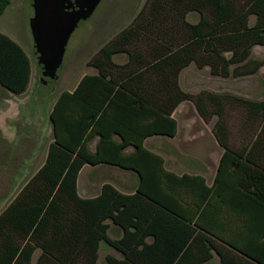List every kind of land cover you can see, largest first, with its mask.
<instances>
[{
    "label": "trees",
    "instance_id": "16d2710c",
    "mask_svg": "<svg viewBox=\"0 0 264 264\" xmlns=\"http://www.w3.org/2000/svg\"><path fill=\"white\" fill-rule=\"evenodd\" d=\"M10 1L0 0V13ZM151 3L89 59L96 73L59 92L47 157L0 212V264H99L102 242L121 253L108 252L107 264H203L213 250L222 264H264V97L191 92L179 82L192 61L222 77L256 73L264 65L253 54L256 44L264 45V0ZM190 11L199 12L196 21L186 18ZM121 52L124 62L115 60ZM31 72L26 49L0 30V84L23 93ZM187 100L206 122L216 116L213 131L224 151L212 185L202 174L168 169L164 156L145 144L150 135L177 134L173 112ZM232 109L244 113L239 144ZM128 145L134 150L126 152ZM100 162L137 171L135 191L105 182L97 195L81 196V168ZM109 219L121 236L109 234Z\"/></svg>",
    "mask_w": 264,
    "mask_h": 264
},
{
    "label": "rangeland",
    "instance_id": "374dc122",
    "mask_svg": "<svg viewBox=\"0 0 264 264\" xmlns=\"http://www.w3.org/2000/svg\"><path fill=\"white\" fill-rule=\"evenodd\" d=\"M151 2L152 0H101L93 14L82 19L73 31L66 47L63 63L58 70V77L49 78L45 82L42 79L37 80L29 97L32 107L41 105L40 98H43L45 108L51 102L53 95L61 89L72 88L84 73L94 71V67L88 63L89 59L120 30L130 26L138 12L146 4V11L143 15L145 16L151 8ZM31 14H33L32 0H11L6 9L0 13V30L10 36L13 35V38L16 37L25 47H28L27 41H31L33 44V38L30 35L32 33L30 28ZM199 15L198 11H190L186 18L196 21ZM253 20L254 17H252ZM253 54L256 57L264 58V45L256 44L253 48ZM127 57L126 52H121L115 55V60L124 62ZM179 82L185 90L191 92L211 89L262 98L264 97V65L253 74L222 77L213 74L209 64L199 66L196 61H192L181 70ZM4 88L0 84V91ZM184 108L186 114L189 113L188 115H199L192 101L187 100ZM20 111L19 117L14 121L15 134H17L15 139L9 143L0 131V211L6 207L13 194L18 191L26 179L36 171L43 157L40 154V157L34 162L31 161L30 164L26 159L31 153L32 141H25L24 145L26 146H18L20 138L24 136V128L29 122L23 123L22 116L27 110H23L21 107ZM230 113L229 119L234 140L239 144L241 141L239 127L244 113L242 109H232ZM177 116L183 119L180 113ZM43 117L45 116L41 113L40 118ZM28 118L34 119L33 121L37 119V117L34 118L33 114H29ZM198 120L203 124L200 118ZM215 120L216 116L208 121L205 127L213 129ZM189 127L197 128L196 125H189ZM189 150L193 151L194 148ZM15 183L19 185L15 187ZM99 262L100 264H107L105 255L102 253H100Z\"/></svg>",
    "mask_w": 264,
    "mask_h": 264
},
{
    "label": "crops",
    "instance_id": "0c3cea01",
    "mask_svg": "<svg viewBox=\"0 0 264 264\" xmlns=\"http://www.w3.org/2000/svg\"><path fill=\"white\" fill-rule=\"evenodd\" d=\"M30 35H32V33ZM14 39L21 43V41L16 37H14ZM27 42L28 47H25L23 43L21 44L32 59L31 81L29 83L28 89L20 94L13 93L7 88H4V90L0 91V131L1 134H3V136L7 138L6 140L9 143L12 142L17 135L15 134L16 130L14 129V121L19 117L18 115L21 113L20 108L23 107V110H27V112L24 111V115L22 117L23 123L26 124L27 121L29 122L24 128V136L20 138L18 146H26L24 145L25 141H32L33 145L31 153L26 160H28L31 164V161H36V159H38L41 154L43 157L41 158V163L38 166L39 168L44 163L47 157L49 145L54 139L53 126L49 115L56 101V98L61 90H73L80 79L72 88L67 87L61 89L59 92L53 95L51 102H49L45 108L43 104V98H40L42 104L33 108L32 104L29 102V97L31 90L35 86L37 80H39V66L37 57L33 50L34 42L33 44L31 41ZM96 72L97 69L94 67V71H91L89 73ZM186 103L187 101H183L173 112V116L176 117L178 121L177 134L174 136L163 134L150 135L145 139V144L150 149L159 152L164 156L165 166L168 169L173 170L178 174H183L185 172H188L190 174H202L206 177V183L208 185H212L215 181L218 165L221 155L224 151V147L218 142L213 129H207L205 127L207 125V122L200 115L195 116L194 114H190V116L188 115L189 113L186 114L184 110ZM41 113L43 114V116H45L42 119L40 118ZM178 113L181 114V117L183 119L177 116ZM29 114H33L34 118L37 117V119H35V121H33L34 119L31 120V118H28ZM191 117L192 119H190ZM199 118L201 119L203 124L199 122ZM189 125H196L197 128H190ZM98 139L99 137L95 136L90 140L89 145L92 151L96 150ZM114 139L118 141L120 140V136L118 134H115ZM191 148H194V150H189ZM106 150H111V148H107ZM133 150V145H128L125 148L126 152H131ZM38 168L36 169V171L38 170ZM29 178L26 179L23 185L29 180ZM139 181V173L134 169H129L109 162H100L97 164L85 163L79 172L77 183L78 191L81 196L93 197L101 191L102 185L105 182L114 184L123 192H133L135 191ZM18 185L19 184H17L15 187H17ZM22 186L13 194L9 203L16 197ZM213 199L217 200V195H214ZM206 217L208 218V220H211L212 214L210 213ZM108 221L110 222L109 234L113 237L121 236L123 229L113 223L110 219ZM108 252H113L116 255L121 256V253L116 251L112 246L108 245L105 242H102L99 249V258L100 253L106 256ZM39 253L40 248L36 249L34 253V260H36ZM203 264L222 263L219 254L215 250H213L212 258L205 261Z\"/></svg>",
    "mask_w": 264,
    "mask_h": 264
},
{
    "label": "water",
    "instance_id": "95a60500",
    "mask_svg": "<svg viewBox=\"0 0 264 264\" xmlns=\"http://www.w3.org/2000/svg\"><path fill=\"white\" fill-rule=\"evenodd\" d=\"M101 0H32L30 17L41 79L57 78L69 39L82 19L90 17Z\"/></svg>",
    "mask_w": 264,
    "mask_h": 264
}]
</instances>
